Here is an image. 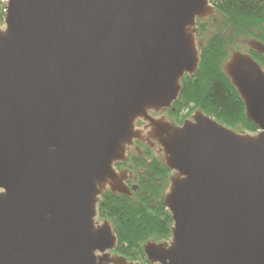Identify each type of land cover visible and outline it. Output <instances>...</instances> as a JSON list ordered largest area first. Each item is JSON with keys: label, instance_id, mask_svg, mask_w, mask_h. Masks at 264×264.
I'll list each match as a JSON object with an SVG mask.
<instances>
[{"label": "water", "instance_id": "water-1", "mask_svg": "<svg viewBox=\"0 0 264 264\" xmlns=\"http://www.w3.org/2000/svg\"><path fill=\"white\" fill-rule=\"evenodd\" d=\"M210 0H8L0 27V264H134L96 221L107 189L130 196L115 164L147 124L171 171L169 242L149 264H264V68L223 64L258 132L197 110L176 126L150 112L177 100L199 64L196 22ZM264 54V44L247 41ZM198 63V64H197Z\"/></svg>", "mask_w": 264, "mask_h": 264}, {"label": "trees", "instance_id": "trees-1", "mask_svg": "<svg viewBox=\"0 0 264 264\" xmlns=\"http://www.w3.org/2000/svg\"><path fill=\"white\" fill-rule=\"evenodd\" d=\"M213 5L223 16V29L204 39L199 47L197 70L181 81V90L173 103L177 112L189 107L231 129L256 133L257 126L246 119L245 108L228 76L223 73L227 48L247 34L264 44V0H215ZM205 30L197 24V32ZM250 56L264 66V54L250 51ZM134 180L130 196L102 193L98 202L99 219L107 220L117 238L114 252L127 261L145 258L142 245L148 241L162 242L170 238L172 219L163 204V193L171 171L148 147L132 151L125 163Z\"/></svg>", "mask_w": 264, "mask_h": 264}, {"label": "rangeland", "instance_id": "rangeland-1", "mask_svg": "<svg viewBox=\"0 0 264 264\" xmlns=\"http://www.w3.org/2000/svg\"><path fill=\"white\" fill-rule=\"evenodd\" d=\"M211 5H213V2L210 3ZM214 6V5H213ZM212 20L208 19L207 21L206 20H202L200 21L201 23L204 24V27H205V30L203 31L202 34H199L197 32V27H196V34H195V39H196V42L198 43L199 41H202L206 38H208L209 36L213 35V34H217L218 32L219 33H223V34H226L228 35V31H225L223 29V16H221L218 12H217V9H216V13L214 16L210 17ZM4 19V13L2 12V9H1V2H0V27L1 28H4V22L2 21ZM250 39H254L253 37H251L250 35H247V34H244L242 35L240 38H238L237 40H235L236 42L229 46L227 48V51L228 54L230 55L232 52H241V53H245V54H249V45L247 43V41H250ZM250 55V54H249ZM262 68H264V66H261ZM189 114H194V112L190 111V108L189 107H186V108H183L181 109L180 111V117H185V116H189ZM236 131H240V130H236ZM244 132V131H243ZM258 132V131H257ZM256 132V133H257ZM245 133H248V132H245ZM249 134H254V133H249ZM141 149H143L144 147L143 146H140ZM140 147L138 148L137 151L140 150ZM159 146L156 148L154 147L153 149H151L153 151V154L157 155V157L163 161L162 159V156H161V153L159 152ZM164 164V163H163ZM125 170V169H123ZM122 170V171H123ZM128 171V170H127ZM130 172V171H128ZM131 173V172H130ZM132 174V173H131ZM133 175V174H132ZM169 184V182H168ZM168 186V185H167ZM166 190V189H165ZM164 190V191H165ZM165 193V192H164ZM164 193H163V197H164ZM97 218H96V221L100 224H102V222L104 221V219H99V216L98 214L96 215ZM170 238L167 239L166 241H162V242H169ZM157 242V241H155ZM145 245V244H143ZM142 245V246H143ZM113 253H115L113 251ZM116 254V253H115ZM128 262H131V263H134V264H149L147 261H146V257L144 259H141V260H137V261H128Z\"/></svg>", "mask_w": 264, "mask_h": 264}, {"label": "flooded vegetation", "instance_id": "flooded-vegetation-1", "mask_svg": "<svg viewBox=\"0 0 264 264\" xmlns=\"http://www.w3.org/2000/svg\"><path fill=\"white\" fill-rule=\"evenodd\" d=\"M214 1H215V0H210V3H211V2H214ZM212 6H213V5H212ZM213 7L216 9L215 6H213ZM208 19L212 20L211 18H206V19H202V20H206V21H207ZM202 20H200V19L197 20V22H196V27H197V24H198V23H201L200 21H202ZM195 34H196V33H195ZM201 42H202V41H199V42L197 43V44H198V48L200 47V45H202ZM249 48H250V47H249ZM250 51H254V50L250 49ZM185 76H186V75H185ZM185 76H184V78H185ZM187 76H188V75H187ZM174 102H175V101H174ZM174 102H173V103H174ZM173 103H172V105H171L169 108H167V109H165V110L158 111V112H150L149 115H150L152 118H154V119L165 120V121H168V122L172 123L173 125L180 126V125L183 124V122H184L185 120L190 119V118H191V115H193V114H191V115L189 114V116H185V117H183V118L180 117V113L177 112L176 107H173ZM196 111H197V110H194L193 112L195 113ZM135 126H136V128H137L138 130H141V131H142L143 135H142V138H141L140 140H136V141L134 142L133 147L130 148V151L127 153V155H128L129 153H131L132 151L138 150V148H139L140 146L148 147V148H150V150L153 149L154 147H156V148L158 147L156 141L153 140V139H151V137H150V135H149V129H148L147 124H146L145 122H142L141 120H137L136 123H135ZM124 163H125V162H124ZM118 164H120V163L115 164V169L117 170V172H120V171H122L123 169L129 171V169H128L127 167L120 166V165H118ZM129 173H130V172H129ZM132 180H134V177H133V175L131 174V177L128 178V180H126V182H124V183H126V185H127L129 188H131V190H132V188H133V183L131 182ZM107 190H108V189H107ZM107 190H106V191H107Z\"/></svg>", "mask_w": 264, "mask_h": 264}, {"label": "built area", "instance_id": "built-area-1", "mask_svg": "<svg viewBox=\"0 0 264 264\" xmlns=\"http://www.w3.org/2000/svg\"><path fill=\"white\" fill-rule=\"evenodd\" d=\"M2 12L5 13L8 0H0Z\"/></svg>", "mask_w": 264, "mask_h": 264}]
</instances>
